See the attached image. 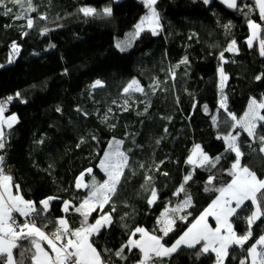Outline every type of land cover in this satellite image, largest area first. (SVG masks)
I'll list each match as a JSON object with an SVG mask.
<instances>
[{
  "label": "trees",
  "instance_id": "trees-1",
  "mask_svg": "<svg viewBox=\"0 0 264 264\" xmlns=\"http://www.w3.org/2000/svg\"><path fill=\"white\" fill-rule=\"evenodd\" d=\"M33 2L38 7L37 13H31L36 22L33 29L24 26L25 19L0 14V65H3L0 99L20 92L27 100L21 103L14 99L8 106L5 114H16L19 122L5 129L7 143L0 154L5 156L6 168L12 170L10 173L20 183L26 199L39 202L48 196L59 197L51 202L47 218L55 220L67 215L75 228L81 217L75 212L63 213V201L87 194L74 187L76 178L85 169L93 168L101 182L106 179L97 164L113 139L123 140L121 150L129 155L135 174L125 169V178L113 197L116 205L113 223L100 236L93 237L96 246L114 252L129 239L130 229L136 226L151 229L165 203L169 200L176 203L182 198L173 192L183 176L192 172L186 158L195 144H200L213 157L224 153L225 144L216 137L225 133L227 126L221 124L217 129L212 124L221 98L218 69L223 66L229 78L223 94L230 111L242 116L251 98L264 100V77L255 79L264 74L259 38L251 48L247 45L251 36L249 19L261 24L260 38H264V21L260 20L255 0H242L239 6L243 11L230 9L220 0H210L209 4L203 0H159L156 7L163 26L159 34L153 36L145 31L125 51H120L116 42L129 39L128 34L146 14L141 0ZM106 5L113 8L111 17H85L79 12L81 7L99 10ZM8 6L14 13L19 11L17 6ZM39 14H47L48 19L39 20ZM228 24H231L230 30L224 27ZM44 26L50 29L47 34H41ZM23 32L28 35L23 36ZM233 39L237 41L238 53L224 51ZM13 42L19 45L20 52L9 63ZM221 51L227 63L221 61ZM185 57L187 63H180ZM176 65L179 67L175 68V79H172L170 69ZM134 78L145 87L147 95L134 93L129 98L122 94L123 87ZM98 79L104 87L91 88ZM156 80L161 83L154 91L151 85ZM125 99H128V111L122 107ZM204 105L208 106V112L204 111ZM109 108L112 112L105 122L103 117ZM219 118H225L222 110ZM82 138L84 143H80ZM39 140L43 144L37 143ZM240 140L246 152L244 162L261 175L264 155L258 151L259 142L252 143L243 132ZM248 143H252L255 152L247 148ZM233 159L234 154H226L212 170L217 175V187L231 181L222 169H228ZM50 164L53 167L49 168ZM164 172L168 175H162ZM209 174L197 168L186 185L194 205L188 209L192 213L189 223L217 196L215 192L203 191ZM146 175L154 178L159 194L152 207L147 203ZM89 180L85 175V181ZM109 210L106 205L104 211ZM247 214L242 211V218H233L234 226L247 228L243 219ZM96 216L97 212H93L89 222ZM52 227L50 224L49 229ZM186 227L187 224L178 223L165 242L170 245ZM262 232L264 221H257L249 244ZM229 251L226 264H239L245 256L239 248ZM15 252L18 255L19 249ZM125 253L128 259L121 261L113 257L115 264H136L140 259L137 249L132 252L125 249ZM25 264L30 261L25 259ZM165 264H215V257L214 254L197 256L196 249L182 248L170 260L165 258Z\"/></svg>",
  "mask_w": 264,
  "mask_h": 264
},
{
  "label": "snow or ice",
  "instance_id": "snow-or-ice-1",
  "mask_svg": "<svg viewBox=\"0 0 264 264\" xmlns=\"http://www.w3.org/2000/svg\"><path fill=\"white\" fill-rule=\"evenodd\" d=\"M158 2L159 0H141L147 9L146 14L135 25V31L129 33V39L116 42V47L120 51H125L131 46V42L145 31L150 32L153 36L159 34L163 26L160 12L156 7ZM203 3L209 4L210 0H203ZM222 3L230 9L243 11V8L238 5V0H222ZM9 4L17 6L19 11L14 13L13 8L8 6ZM255 6L259 9L260 20L264 21V0H255ZM0 9L3 10L0 14L4 16L14 15L17 20L25 19L24 26L27 29L36 27L31 13H37L38 7L33 0H0ZM251 11L252 8H249V12ZM79 12L85 17H111L113 8L111 5H106L98 10L96 7L85 6L79 8ZM38 19L47 20L48 16L39 14ZM248 26L251 30V36L247 40L248 47L251 48L253 42L259 38V52L261 56H264V38H260L261 24L249 19ZM224 27L226 30H230L231 24ZM40 31L41 34H47L50 29L44 26ZM22 35L27 36L28 32H23ZM50 47L54 48L55 45ZM224 51L238 53L237 41L231 40ZM224 51L220 52V59L227 63ZM19 52V45L13 42L8 62L12 63ZM180 63H187V57ZM176 67L179 65L170 69L172 79H175ZM218 72L221 98L217 113L212 116V124L217 129L221 124L227 126V131L216 137L225 144L224 153L213 157L200 144H195L191 154L186 158V163L192 166V172L183 176L181 184L173 192L174 196L181 197L182 195V198L176 203L171 200L166 202L151 229L143 226L130 229L129 239L114 252L110 248L96 246L93 237L100 236L101 231L107 230L113 223L112 214L116 212L113 197L117 195L122 178H125V169L135 174L129 164V155L126 151L121 150L123 140L113 139L97 164V168L104 173L106 179L101 182L94 175L93 168L85 169L76 178L74 187L78 191L85 190L87 194L84 197L63 201V213L75 212L81 217L79 226L75 228L72 227L67 215L55 220L47 218L51 202L60 199L59 197L48 196L39 202L26 199L20 183L15 181L13 175L6 168L5 156L0 154V264H25V259H28L30 264H115L113 257L121 261L128 259L125 249L128 252H132L133 249L139 251L141 255L136 264H165V258L170 260L173 254L182 248L196 249L197 256L214 254L215 264H226L230 256L229 250L239 248L245 252V256L239 264H264V232L249 244L253 238V225L257 221H264V173L258 175L249 163L244 162L246 152L240 140L241 132L246 133L252 143L259 142L258 151L264 155V100L258 101L256 98H251L247 110L242 116H238L229 110L227 97L223 94L224 81L228 79L223 66L218 69ZM262 77L264 74L257 75L255 79L260 80ZM160 83L159 80H156L151 85L154 91L160 87ZM90 87L93 89L104 87V83L98 79ZM134 93L147 95L145 87L135 78L122 89V94L129 98ZM14 99L20 100L21 103H27L20 92H16L14 96L10 95L0 99V152H3L7 143L5 126L10 129L19 122L18 116L14 113L5 116L8 106ZM122 107L124 111H128V99L124 100ZM220 110L225 114L223 120L219 118ZM57 111L60 112L61 109L58 107ZM77 111L80 110L77 109ZM204 111L208 112L207 105H204ZM111 112L112 109L109 108L103 117L105 122L109 119L108 113ZM145 112H147V106ZM111 127H115V125H111ZM92 139H96L95 135ZM43 142V140L37 141L40 144ZM84 142L82 138L80 143ZM159 142V140L156 141L157 144ZM252 143H248L247 148L252 149ZM252 151L255 152L256 149H252ZM228 153L234 154V159L230 167L222 169V171H226L231 177V181L217 187L215 185L217 175L212 170L217 168L221 159ZM51 167L53 165L50 164L49 168ZM139 167L144 168V165L140 164ZM197 168L210 173L206 178L203 191L206 193L215 192L217 196L199 216L189 223L192 213L188 209L194 205L192 194L186 185L192 180L193 173ZM156 170L159 171L158 168ZM85 175L90 177L89 181H85ZM162 175L167 176L168 173L164 172ZM149 184H151L150 187ZM144 186L145 190L149 192L147 203L152 207L159 199L154 178L146 175ZM76 199L79 200V203L75 202ZM247 202H250V205L246 207ZM106 205L110 208L108 212L104 211ZM242 211H246L248 214L243 216L247 228L241 234L235 230L233 218H242ZM93 212H97V216L92 222H89ZM18 217L23 219H18ZM209 217L215 221V227L208 222ZM123 219L124 217H121V220ZM178 223L187 224L188 227L169 245L165 242V238L176 230ZM50 224L53 225L51 229H49ZM137 234H139V238H136ZM198 245L199 248H197ZM245 245H248L247 248ZM17 249H19L18 255L15 252ZM29 253L30 255H28Z\"/></svg>",
  "mask_w": 264,
  "mask_h": 264
},
{
  "label": "crops",
  "instance_id": "crops-1",
  "mask_svg": "<svg viewBox=\"0 0 264 264\" xmlns=\"http://www.w3.org/2000/svg\"><path fill=\"white\" fill-rule=\"evenodd\" d=\"M5 116H7L6 114H5ZM15 125V124H14ZM13 125V126H14ZM5 129H8L7 128V126H5ZM10 171H12V170H10ZM208 222L210 223V224H212L213 225V227H215V221L211 218V217H209L208 218ZM234 228H235V230L238 232V233H243L244 231H245V229H246V227H242V226H240V227H235L234 226Z\"/></svg>",
  "mask_w": 264,
  "mask_h": 264
},
{
  "label": "rangeland",
  "instance_id": "rangeland-1",
  "mask_svg": "<svg viewBox=\"0 0 264 264\" xmlns=\"http://www.w3.org/2000/svg\"><path fill=\"white\" fill-rule=\"evenodd\" d=\"M116 1H120V0H116ZM135 31V28L133 29V31L132 32H134ZM131 32V33H132ZM128 38H129V34H128ZM228 76V75H227ZM219 78H220V76H219ZM229 79V78H228ZM228 79L226 80V81H224V87L226 86V84H227V82H228ZM258 101H259V99L258 98H256Z\"/></svg>",
  "mask_w": 264,
  "mask_h": 264
},
{
  "label": "water",
  "instance_id": "water-1",
  "mask_svg": "<svg viewBox=\"0 0 264 264\" xmlns=\"http://www.w3.org/2000/svg\"><path fill=\"white\" fill-rule=\"evenodd\" d=\"M222 2V0H220ZM242 0H238V5L241 3ZM226 5V4H225ZM227 6V5H226Z\"/></svg>",
  "mask_w": 264,
  "mask_h": 264
},
{
  "label": "built area",
  "instance_id": "built-area-1",
  "mask_svg": "<svg viewBox=\"0 0 264 264\" xmlns=\"http://www.w3.org/2000/svg\"><path fill=\"white\" fill-rule=\"evenodd\" d=\"M18 219H21V220H22L23 218H21V217H18Z\"/></svg>",
  "mask_w": 264,
  "mask_h": 264
}]
</instances>
